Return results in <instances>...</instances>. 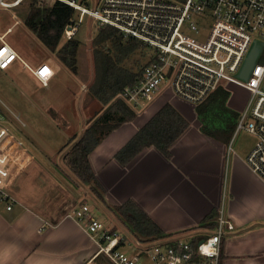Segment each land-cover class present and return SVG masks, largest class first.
Returning a JSON list of instances; mask_svg holds the SVG:
<instances>
[{"label":"built area","instance_id":"obj_1","mask_svg":"<svg viewBox=\"0 0 264 264\" xmlns=\"http://www.w3.org/2000/svg\"><path fill=\"white\" fill-rule=\"evenodd\" d=\"M24 1L0 0V9L8 12ZM59 1L78 15L65 30L68 40L77 35L83 19L88 17L100 28H115L123 37L154 51L136 81L118 94L136 113L143 111L163 87L197 106L225 84L249 92L236 132L246 130L255 136L246 163L264 181V0ZM17 24L20 22L0 35V70L19 60L47 87L54 71L46 64L30 67L5 41ZM254 46L259 47V54L248 79H241L239 75ZM44 69L48 70L46 75H42ZM229 151L233 147L229 146ZM35 158L11 122L0 115V202L8 211L23 206L17 194L19 184L30 176ZM226 202L224 192L216 226L203 239L129 240L87 204L76 207L69 215L95 247L91 262L105 257L111 264H222L223 242L235 230L226 213ZM48 226L45 223L41 231Z\"/></svg>","mask_w":264,"mask_h":264},{"label":"crops","instance_id":"obj_2","mask_svg":"<svg viewBox=\"0 0 264 264\" xmlns=\"http://www.w3.org/2000/svg\"><path fill=\"white\" fill-rule=\"evenodd\" d=\"M107 29L119 33L115 28H106L93 41L89 50L91 66L86 56L87 64L83 65L78 57L70 67L64 66L54 54L46 56L34 69L46 64L55 75L47 87L41 85L51 90H69L91 111L107 107L134 76L121 77L125 80L118 88L114 87L118 82L112 75L99 77L102 58L97 46L102 40L110 39L106 35ZM84 55H87L86 51ZM78 78L81 80L79 86L86 85L87 79L91 84L76 93L67 85L69 80ZM159 94L134 121L110 133L90 155L96 177L107 191V202L116 206L129 200L135 202L161 228L167 239H203L216 226V217L208 222L206 218L219 211L226 192L225 209L235 230L223 242L222 264H264V181L251 171L246 159L243 164L235 159V171L228 186L224 185L229 147L224 141L204 133L201 124H195L197 128H194L189 119L191 113L173 93L171 96ZM166 103L172 104L190 123L188 130L172 145L171 157L167 158L150 147L128 166L118 164L114 159L116 153ZM83 125L86 126L85 119ZM29 175L20 182L17 193L23 206H15L8 211L0 202V264H94L97 259L91 260L95 247L73 222L64 226L59 223L45 232L40 231L44 221L51 219L46 217L48 210L44 208L50 202L48 200L49 203L46 201L44 204L43 193L37 194L27 182L39 173L33 168ZM28 185L29 197L24 195Z\"/></svg>","mask_w":264,"mask_h":264},{"label":"rangeland","instance_id":"obj_3","mask_svg":"<svg viewBox=\"0 0 264 264\" xmlns=\"http://www.w3.org/2000/svg\"><path fill=\"white\" fill-rule=\"evenodd\" d=\"M32 4H34V0H25L19 7L8 12L0 9V19L3 18L2 24H0V35H3L7 28L13 26L16 21L20 22L6 36L5 41L17 50L30 67L34 68L46 56L54 53L48 51L25 25V19ZM75 17L78 19L77 13ZM101 31L103 33L105 30L101 29L95 21L90 20L88 17L83 19L77 37L75 36L76 39L82 42L78 57L83 65L87 64L85 56L89 65L92 63L90 61L92 55L89 50L92 48L93 41L101 35ZM106 35L110 39L107 41L102 40L97 46L102 58L98 70L99 77L106 74L112 75L111 77L118 82L117 86L114 87L118 88L120 82H124L125 76L140 74L142 68L152 58L154 51L137 41L123 37L120 33L111 29L106 30ZM63 40L65 42L68 39L64 37ZM85 51L87 55H84ZM82 72L84 73L83 70ZM90 72L94 74L91 68ZM121 77L125 78L121 79ZM79 82H81L80 78L74 81L69 80L68 85L66 83L64 85L78 93L86 85L89 88L91 84L90 79H87L86 85L81 84L79 86ZM73 86L75 89H73ZM222 88L230 93L225 105H222L218 99L216 101L212 100L213 96L204 102L200 108L181 99L180 101L183 102L186 110L191 113L189 119L194 128L201 124L202 129L210 134L221 132L219 135L224 136L222 139L227 147H233V151L230 153L227 150V161L224 169V185L228 186L235 171L236 164L234 160L236 159L242 163L255 145L256 138L246 130L236 132L238 121L250 98L249 92L233 84H225ZM169 91V87H163L161 93L164 96H171L172 93ZM87 92L91 96L90 90ZM73 95L64 88L51 90L43 87L39 81L32 77L24 64L18 60L8 69L0 70V109L11 122L18 137L36 157L35 164L32 167L39 173V176L30 177L27 182L32 185L37 194L43 193L44 204L48 200L50 202H48L50 205L46 206L45 204L44 208L49 211H47L48 215L46 217L51 219L44 221L43 225L48 223L49 226L42 232L55 227L54 225L59 223H63V226L67 223L71 224V222L77 225L72 221L69 214H72L74 209L81 204H87L94 214L106 221L110 227L120 230L129 240L139 239L143 241L142 238L133 234L132 229L112 211L110 207L116 205L106 202L108 200L107 191L104 189L103 193L104 198L107 199L106 203L100 201L90 187L81 183L73 174L65 159L75 143L83 136L88 122L102 114L118 96L107 107L102 106L101 109L94 112L91 111V108H85L84 102L79 100L78 96ZM13 114L16 115L19 121L15 119ZM192 114L197 115L192 118ZM136 115L139 116L138 113ZM84 119L86 126L83 125ZM29 185L24 189V195L27 197L30 196L27 191ZM46 191L48 192L47 196L45 195ZM52 218L55 220H52ZM120 224L122 227H120ZM187 238L184 237V240ZM149 241L155 240L152 238ZM94 264H111V262L107 258L101 257Z\"/></svg>","mask_w":264,"mask_h":264},{"label":"trees","instance_id":"obj_4","mask_svg":"<svg viewBox=\"0 0 264 264\" xmlns=\"http://www.w3.org/2000/svg\"><path fill=\"white\" fill-rule=\"evenodd\" d=\"M75 16V10L59 0H34V4H32L25 19L27 28L49 51L56 54L57 59L66 67H70L77 60L82 45V42L76 39L77 35L65 42L63 40L65 30ZM140 74L134 76L127 85H132ZM212 96V100L218 99L222 105H225L230 93L220 87ZM200 107L201 105L198 106V108ZM2 114L0 109V115ZM136 117V112L125 100L116 98L102 114L88 122L83 136L75 143L65 158L73 174L81 183L89 186L102 202L106 201L103 195L104 188L96 177L90 162V155L110 133L123 124L134 121ZM189 127V121L172 104L166 103L116 153L114 159L118 164L126 167L142 151L150 147L156 148L165 157L170 158L172 145L180 139ZM203 131L217 140L224 141L222 139L224 136L219 135L221 132L210 134L205 130ZM110 208L122 222H125L132 229V233L142 238L143 241H149L152 238L160 240L166 237L161 228L135 202L129 200L123 205ZM214 217L217 220L218 212L210 214L206 218V222Z\"/></svg>","mask_w":264,"mask_h":264},{"label":"water","instance_id":"obj_5","mask_svg":"<svg viewBox=\"0 0 264 264\" xmlns=\"http://www.w3.org/2000/svg\"><path fill=\"white\" fill-rule=\"evenodd\" d=\"M258 54H259V47L258 46H254V48L251 50L250 54L248 55V57H247V59L245 61V64H244V66L242 68V71H241V73L239 75V77L241 79H244V80L248 79Z\"/></svg>","mask_w":264,"mask_h":264},{"label":"snow or ice","instance_id":"obj_6","mask_svg":"<svg viewBox=\"0 0 264 264\" xmlns=\"http://www.w3.org/2000/svg\"><path fill=\"white\" fill-rule=\"evenodd\" d=\"M47 72H48V70L47 69H44L43 72H42V75H46Z\"/></svg>","mask_w":264,"mask_h":264}]
</instances>
